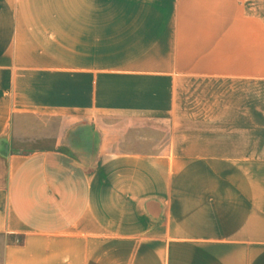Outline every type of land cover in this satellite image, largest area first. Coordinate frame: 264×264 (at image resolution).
Returning <instances> with one entry per match:
<instances>
[{
  "label": "crops",
  "instance_id": "crops-1",
  "mask_svg": "<svg viewBox=\"0 0 264 264\" xmlns=\"http://www.w3.org/2000/svg\"><path fill=\"white\" fill-rule=\"evenodd\" d=\"M0 152L1 264H264V0H0Z\"/></svg>",
  "mask_w": 264,
  "mask_h": 264
},
{
  "label": "rangeland",
  "instance_id": "rangeland-1",
  "mask_svg": "<svg viewBox=\"0 0 264 264\" xmlns=\"http://www.w3.org/2000/svg\"><path fill=\"white\" fill-rule=\"evenodd\" d=\"M28 147H30V145H28ZM6 154L3 152H0V179H2V176H4V174L7 171V160H6ZM2 237H0V245L2 244ZM1 247H0V264H1Z\"/></svg>",
  "mask_w": 264,
  "mask_h": 264
}]
</instances>
